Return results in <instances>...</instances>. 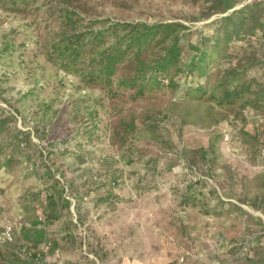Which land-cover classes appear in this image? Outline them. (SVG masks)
I'll return each mask as SVG.
<instances>
[{"label": "rangeland", "instance_id": "obj_1", "mask_svg": "<svg viewBox=\"0 0 264 264\" xmlns=\"http://www.w3.org/2000/svg\"><path fill=\"white\" fill-rule=\"evenodd\" d=\"M240 1L233 9L254 0ZM222 9L221 0H0L2 132H26L22 162L0 171L16 180L7 202L0 187V223L10 221L15 235L0 255L17 252L22 227L33 224L52 240L36 264H231L238 244L246 249L264 237V116L209 95L184 97L179 88L135 98L133 90L87 82L53 51L70 15L83 25L181 22L192 30L183 41L187 58V43L210 31ZM236 53L215 60L230 62ZM253 121L262 131L255 139ZM41 149L52 152L55 188L54 178L33 173L45 159ZM192 182L198 192L185 204ZM55 190L71 212L58 204L60 216L46 221V194ZM246 254L261 264L264 245Z\"/></svg>", "mask_w": 264, "mask_h": 264}, {"label": "trees", "instance_id": "obj_2", "mask_svg": "<svg viewBox=\"0 0 264 264\" xmlns=\"http://www.w3.org/2000/svg\"><path fill=\"white\" fill-rule=\"evenodd\" d=\"M221 2L222 12L227 13L211 20L207 24L211 30L200 32L196 42L187 43V58L183 54V41L192 30L181 22L105 18L89 20L83 25L70 15L66 16L65 26L53 51H56L61 66L79 73L87 82L109 87L114 85V90H133L135 98L155 89L179 88L184 97L209 95L217 104L242 103L253 115L264 116V0H254L235 9L240 0ZM234 48H238V53L232 61L217 63L215 59H226L229 50ZM215 63L219 67L218 74L211 82L210 72ZM7 120V116L0 117V171L4 172L12 171L16 164L21 163L25 153L22 144L25 143L23 137L26 132L19 128L14 132H2ZM260 129L255 122L252 123L249 135L257 138L262 132ZM37 153L45 159L41 160L40 166L34 165L33 173L43 180L54 178V171L47 163L51 150L46 155L42 149ZM5 178L10 177H0V182ZM57 183L59 181L54 178L53 188ZM198 187L196 182L186 186L185 204L195 200ZM35 195L32 194V198ZM27 196L28 191L21 198ZM46 196L50 209L45 216L46 221L60 216L56 208L58 204L71 212V201L61 196L59 191ZM74 208L79 213L78 206ZM20 234L25 243L16 253L24 264H36L45 243L49 242L52 247V240L47 239L45 229L37 228L35 224L23 226ZM14 238L13 232L10 242ZM31 245L38 246L37 250L31 249Z\"/></svg>", "mask_w": 264, "mask_h": 264}, {"label": "crops", "instance_id": "obj_3", "mask_svg": "<svg viewBox=\"0 0 264 264\" xmlns=\"http://www.w3.org/2000/svg\"><path fill=\"white\" fill-rule=\"evenodd\" d=\"M15 179L14 178H5V179H2L1 182H0V187L3 186L4 190H2V194H3V202H7L8 200L6 198H8V192L9 190L12 188L13 185H15ZM24 194V193H23ZM22 194V195H23ZM21 195V196H22ZM6 197V198H5ZM2 223V222H1ZM26 225V224H24ZM11 242L7 245H10ZM264 245V237L263 238H259L257 240H250L249 244H247V248L245 249L246 245L243 244V246H241V243L238 244L237 246V253H236V262L235 264H251L250 260L252 259L251 257H249L247 254H246V251L247 249H250L252 246H262ZM7 248V247H6ZM18 249L20 247H17ZM16 248V250H17ZM8 249V248H7ZM7 249H2L1 251V255H0V263L1 264H16L17 261L21 258L20 256L18 257L17 253H15L16 251H12L13 254L11 251H7ZM9 250V249H8ZM16 257H18L19 259H17ZM249 258V259H248ZM251 258V259H250ZM19 262H21L19 260ZM252 264H257V263H253ZM261 264H264V262H262Z\"/></svg>", "mask_w": 264, "mask_h": 264}, {"label": "built area", "instance_id": "obj_4", "mask_svg": "<svg viewBox=\"0 0 264 264\" xmlns=\"http://www.w3.org/2000/svg\"><path fill=\"white\" fill-rule=\"evenodd\" d=\"M228 139V135L225 136V140ZM14 232V225L5 220L4 222L0 223V248L4 247L6 243L10 242L13 238ZM51 249V244L49 242L43 245V252H47ZM231 264H235L232 262Z\"/></svg>", "mask_w": 264, "mask_h": 264}]
</instances>
